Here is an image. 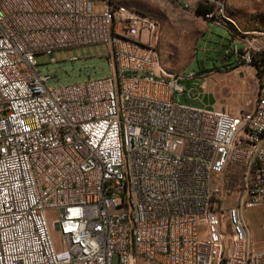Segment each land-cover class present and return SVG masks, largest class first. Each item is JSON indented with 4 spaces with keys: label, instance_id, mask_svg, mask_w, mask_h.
Returning a JSON list of instances; mask_svg holds the SVG:
<instances>
[{
    "label": "built area",
    "instance_id": "built-area-1",
    "mask_svg": "<svg viewBox=\"0 0 264 264\" xmlns=\"http://www.w3.org/2000/svg\"><path fill=\"white\" fill-rule=\"evenodd\" d=\"M156 35L111 0H0V264H264L241 217L264 208V84L257 111L194 108L196 75L160 72ZM98 48L104 77L47 86L36 69Z\"/></svg>",
    "mask_w": 264,
    "mask_h": 264
},
{
    "label": "rangeland",
    "instance_id": "rangeland-1",
    "mask_svg": "<svg viewBox=\"0 0 264 264\" xmlns=\"http://www.w3.org/2000/svg\"><path fill=\"white\" fill-rule=\"evenodd\" d=\"M115 5H122L129 10L140 13L151 19L156 25L155 48L160 66L169 74H179L185 77L194 73L196 78L190 82H182L185 89L197 87L200 81L220 79V84L210 82L204 87L208 96H201L191 102L194 108L211 107L215 101L214 110L233 114L238 110H246L254 104L255 93L259 85L264 84V0H193L189 7L183 9L172 0H111ZM94 10L101 11L100 1H95ZM210 14L204 18V14ZM216 22L224 24L232 31V36L239 43L251 40L249 64L239 57L244 51H236V58L231 51H220L223 60H230L228 69L221 75L211 58H217L213 51H195L196 45L202 39L205 24ZM245 39V40H244ZM244 40V41H242ZM75 55V52H73ZM68 53L63 51L55 58L54 64H44L46 58L36 57L37 71L50 80L47 86L81 82L87 77L95 79L107 75V52L103 49H86L80 51L73 63L66 59ZM220 75V76H219ZM212 84V85H211ZM173 102L188 103L182 95H174ZM222 189L229 190L231 195L227 206H236V193L241 188V171L234 170V175H225L220 182ZM226 207V206H225ZM245 237L248 245L255 252L264 251V208L245 209L242 211ZM55 245H59L58 233L51 231ZM139 264V263H137Z\"/></svg>",
    "mask_w": 264,
    "mask_h": 264
},
{
    "label": "crops",
    "instance_id": "crops-1",
    "mask_svg": "<svg viewBox=\"0 0 264 264\" xmlns=\"http://www.w3.org/2000/svg\"><path fill=\"white\" fill-rule=\"evenodd\" d=\"M202 39H200V41L197 43L196 45V50L195 51H213L216 53V57L217 58H211V65L215 66L218 71L221 73H223L224 69H228L229 64H230V60H223L219 53L220 51H223L225 49H227L228 47L232 46L233 43L238 41L235 37L232 36V31L225 27L224 24L218 25L216 22H210L208 24H205V31L203 32L202 35ZM245 40V39H244ZM242 40V41H244ZM156 43V41H155ZM242 43H239V47L241 46ZM224 75V74H221ZM218 77V75H215L214 79H211L210 81H206V79H203L202 81H200V83L198 84V86L195 88L194 90L197 91V98L199 100V98L201 96H208L209 92H204V87L205 86H209L210 82H212L213 84H220L221 80L217 79L215 77ZM220 76V75H219ZM212 85V84H211ZM257 101H254V104L251 108V111H253L255 109ZM215 101L213 100L212 104L210 105L211 107H209L208 109H214V105H215ZM203 108V107H200ZM206 108V107H204Z\"/></svg>",
    "mask_w": 264,
    "mask_h": 264
},
{
    "label": "bare ground",
    "instance_id": "bare-ground-1",
    "mask_svg": "<svg viewBox=\"0 0 264 264\" xmlns=\"http://www.w3.org/2000/svg\"><path fill=\"white\" fill-rule=\"evenodd\" d=\"M173 1V0H172ZM114 4V3H113ZM115 5V4H114ZM116 8L122 10V12H132V10H129L127 9L126 7L122 6V5H115ZM157 36V35H156ZM156 36H155V41H156ZM155 41H154V44H155ZM236 43V42H235ZM234 43V44H235ZM153 52L155 54V61H156V65H157V68L159 69L160 72H166L161 66H160V63H159V59H158V55H157V52L155 50V48L153 47ZM167 73V72H166ZM169 74V73H167ZM258 110V101L256 103V106H255V109L253 111H257ZM250 111H251V104H250ZM243 219V218H242Z\"/></svg>",
    "mask_w": 264,
    "mask_h": 264
},
{
    "label": "trees",
    "instance_id": "trees-1",
    "mask_svg": "<svg viewBox=\"0 0 264 264\" xmlns=\"http://www.w3.org/2000/svg\"><path fill=\"white\" fill-rule=\"evenodd\" d=\"M263 64H264V59H263Z\"/></svg>",
    "mask_w": 264,
    "mask_h": 264
}]
</instances>
